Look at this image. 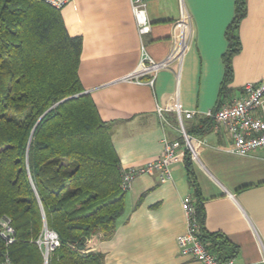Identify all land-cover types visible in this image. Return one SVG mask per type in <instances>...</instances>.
<instances>
[{
	"label": "crops",
	"instance_id": "1",
	"mask_svg": "<svg viewBox=\"0 0 264 264\" xmlns=\"http://www.w3.org/2000/svg\"><path fill=\"white\" fill-rule=\"evenodd\" d=\"M181 2L192 25L182 63L161 71L154 87L122 81L137 67L142 44L153 59L169 55ZM236 2L148 0L151 32L143 38L131 0H70L61 10L68 34L82 39L78 75L102 121L113 125L123 169L160 157L164 139L180 140L176 113L167 112L165 124L156 113L158 105L177 98L183 109L196 112L184 120L191 130L218 107L222 95L228 103L246 84L264 81V0H247L237 29L241 51L232 58L233 77L222 93ZM200 138L208 146L200 151L199 163L190 159L192 174L185 158L168 181L162 182L159 173L138 176L126 192L125 215L113 236L90 238L85 251L102 253L105 264H201L182 256L177 245V237L187 232L183 201L191 197L203 206L206 232L237 247L233 258L239 264H264V148L247 157L231 154L229 136L214 125Z\"/></svg>",
	"mask_w": 264,
	"mask_h": 264
},
{
	"label": "trees",
	"instance_id": "2",
	"mask_svg": "<svg viewBox=\"0 0 264 264\" xmlns=\"http://www.w3.org/2000/svg\"><path fill=\"white\" fill-rule=\"evenodd\" d=\"M246 2L237 0L227 31L223 94L241 51L237 29ZM82 49L61 10L42 0H0V264H105L102 253H84L87 241L110 239L125 215L113 125L102 121L81 84ZM212 128L206 118L186 130L201 137ZM195 207L202 239L221 261L232 259L237 247L207 233L203 206ZM4 220L14 229L11 244L2 236ZM44 228L60 243L47 263L37 244Z\"/></svg>",
	"mask_w": 264,
	"mask_h": 264
},
{
	"label": "built area",
	"instance_id": "3",
	"mask_svg": "<svg viewBox=\"0 0 264 264\" xmlns=\"http://www.w3.org/2000/svg\"><path fill=\"white\" fill-rule=\"evenodd\" d=\"M56 10H62L70 0H42ZM148 0H131L132 11L138 26L140 37L151 32L150 21L147 17ZM191 18L181 2V17L174 25L172 33V48L169 55L163 60L153 59L145 46L141 45V57L137 67L122 81L138 85L154 87L158 74L168 70L173 63H182L183 57L191 42ZM167 112H175L180 125V140H163V151L160 157L148 161L140 168L123 169L121 189L127 192L132 187L134 180L140 175L159 173L161 181L171 179L173 168L188 156L194 162H200V151L208 146L206 140L190 135L185 127L184 120L194 118L197 113L183 109L179 100L167 105H158L156 113L161 122L169 124L165 118ZM205 118L210 119L217 129H224L229 136L231 144L227 152L247 157L264 148V81L248 83L239 97L228 103H223L205 113ZM187 217V232L177 237V245L182 256L191 257L201 264H239L234 258L221 261L212 252L209 243L201 237V226L196 215L195 202L191 197L183 201ZM2 236L7 244L14 241V229L9 220L2 222ZM37 244L42 249L46 263L50 253L59 245L58 236L44 228ZM84 253H87L84 251ZM3 264H12L7 259Z\"/></svg>",
	"mask_w": 264,
	"mask_h": 264
}]
</instances>
